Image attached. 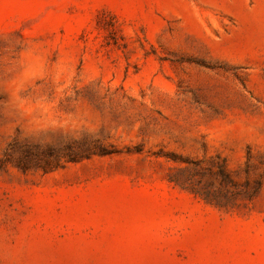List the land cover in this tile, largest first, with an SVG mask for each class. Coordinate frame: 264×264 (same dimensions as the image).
<instances>
[{"label":"rangeland","instance_id":"obj_1","mask_svg":"<svg viewBox=\"0 0 264 264\" xmlns=\"http://www.w3.org/2000/svg\"><path fill=\"white\" fill-rule=\"evenodd\" d=\"M0 264H264V0H0Z\"/></svg>","mask_w":264,"mask_h":264},{"label":"trees","instance_id":"obj_2","mask_svg":"<svg viewBox=\"0 0 264 264\" xmlns=\"http://www.w3.org/2000/svg\"><path fill=\"white\" fill-rule=\"evenodd\" d=\"M220 171L222 172L221 176H223V178H224V181H223L224 184H229V183L233 182V181H231V179L229 178V176L227 175V173L225 172V169L223 167L220 169Z\"/></svg>","mask_w":264,"mask_h":264}]
</instances>
